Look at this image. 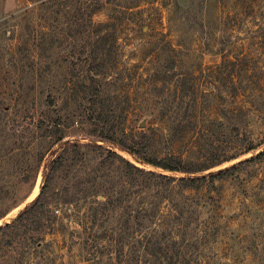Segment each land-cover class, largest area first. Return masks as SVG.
Returning a JSON list of instances; mask_svg holds the SVG:
<instances>
[{"label": "rangeland", "instance_id": "1", "mask_svg": "<svg viewBox=\"0 0 264 264\" xmlns=\"http://www.w3.org/2000/svg\"><path fill=\"white\" fill-rule=\"evenodd\" d=\"M106 1L108 7L99 12L95 0H0V198L29 193L0 226L11 224L39 193L47 160L35 176L30 150L35 144L40 150L47 133L43 123L35 130L37 121L61 117L63 141L76 142L82 150L88 145L111 150L145 171L186 177L144 165L116 144L141 138L150 127L166 130L171 120H162V114L176 111L182 117L192 112L194 99L201 105L196 113L217 106L224 96L223 75L214 67L224 59H236L243 68L234 71L240 84L249 74L264 82V0ZM98 35L105 37V51L91 61ZM48 98L52 107L45 104ZM261 107L239 126L252 133L255 143L264 141ZM197 126L206 129V124ZM173 141L182 150L178 138ZM191 142L194 148L214 146L204 135L184 145ZM153 143L158 156L167 154L165 136ZM262 152L264 143L205 172L238 164L233 175L187 193L190 203L204 206L197 208L202 240H140L139 232L130 240H107L109 226H99L100 215L93 221L88 211L94 198L73 197L74 210L68 213L59 200L66 184L60 179L52 186L58 199L48 203L56 207L34 218L53 224L29 225L26 240H6L0 233V264H150L141 262V246H155L164 255L180 253V264H264V154L243 163ZM98 199L103 201V195ZM133 208L138 215L140 206Z\"/></svg>", "mask_w": 264, "mask_h": 264}, {"label": "trees", "instance_id": "2", "mask_svg": "<svg viewBox=\"0 0 264 264\" xmlns=\"http://www.w3.org/2000/svg\"><path fill=\"white\" fill-rule=\"evenodd\" d=\"M95 4L96 10L100 12L108 7L109 2L95 0ZM83 11L84 8L80 10L81 17L84 15ZM95 23L98 28L97 32L100 34L102 22ZM84 25H82V30L85 29ZM111 27H114V24H111ZM110 40L111 47L115 48L118 42L117 36H111ZM104 45L105 37L98 35L95 42L96 49L90 53L91 61L98 59L99 55L105 51ZM235 62L236 59L228 58L214 67L219 69L223 75L221 87L224 96L220 95L217 106L210 111L204 112L203 109L200 113L193 112L201 106L194 99L190 106L192 112L182 117L176 111L169 116L162 114L160 117L162 120L164 118L171 120L166 130L158 126L150 127L148 133L141 132V138L132 136L123 144H116L144 165L162 172L188 175L186 177L175 178L145 171L111 150L102 149L97 145H88L86 150H82L76 142L63 141L64 120L61 117L47 122L37 121L34 124L35 130L40 131L41 123H43L46 128L42 132L47 133L46 144L40 150L35 144L30 150V157L35 160L33 168L35 176L43 160H47L42 166L39 193L19 212L11 224L0 226V233L5 235L6 240H26L29 225H37L36 229L52 225L49 219V222L43 224L34 218L39 214L51 213L50 208L56 207V204L54 206L48 204L49 201L55 202L58 199L59 193L53 191L52 186L57 180L63 179L66 184L59 198L60 203H65V208L69 209L68 213H70L74 210L70 208L73 197L77 196L86 200L94 198L89 203L88 211L93 213V221L96 216L100 215L99 226H109V233L104 236L107 240H130L136 232L141 234L140 240H202L203 236L198 235L199 232L201 233L202 225L197 208L204 206L193 200L190 203L187 193H197L204 185L213 184L228 175H233L238 164L223 170L204 173L249 154L264 143V141L255 143L252 133L248 129L239 127L247 118L248 113L264 106V82L256 81L248 72L249 76L245 75L247 81L240 84L241 81L235 76L240 73L234 71L235 69L243 70V68H238ZM244 71L247 72L245 69ZM217 90L220 93L219 89ZM208 96L211 98L210 95ZM45 101L48 107L54 105L49 98ZM198 123L206 124V129L200 130L199 126L196 127ZM190 127L192 129H189ZM201 135L208 137L214 145L213 147H202H208L211 150L202 151L201 146L194 148L192 142L184 145L186 139L199 140ZM157 136L159 138L165 136L167 142L168 152L163 157L158 156V150L153 145ZM175 137L182 145V150L179 149L178 142L173 141ZM226 145H229L228 148ZM263 154V152L259 153L243 163H250ZM191 175L199 176L192 177ZM98 194L103 195V201L98 199ZM50 195H54V199ZM28 196L29 193L24 196L13 195L9 198H0L2 203L0 220L18 208ZM132 198H138L137 203L133 202ZM135 204L140 206L137 210L138 215H134L136 211L133 205ZM131 221L138 227V230L132 227ZM89 240L95 239L90 238ZM172 253L173 255L171 253L164 255L155 246L153 248L141 246V262L180 264L176 258L180 256V253H175L173 250Z\"/></svg>", "mask_w": 264, "mask_h": 264}]
</instances>
